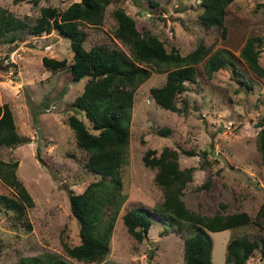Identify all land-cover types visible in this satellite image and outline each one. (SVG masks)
<instances>
[{
	"label": "rangeland",
	"instance_id": "obj_1",
	"mask_svg": "<svg viewBox=\"0 0 264 264\" xmlns=\"http://www.w3.org/2000/svg\"><path fill=\"white\" fill-rule=\"evenodd\" d=\"M76 1L42 0L36 6L32 1L15 4L14 0H0V5L34 22L42 6L64 10ZM157 1L165 9L161 18L156 17L159 13L151 16L140 1L137 5L132 0H114L102 25L83 26L88 34L86 48L105 45L129 53L115 37L113 12L121 7L136 19L140 29L151 30L169 49L176 47L185 55L204 42L212 52H225L244 75L228 67L209 77L205 63L199 65L197 81H189L188 91L178 98L180 108H184L183 99L187 100L181 113L162 108L151 95L152 87L165 84L167 74L155 71L139 85L128 156L121 169L125 200L116 215L110 252L103 261H79L69 256L64 246V242L71 246L81 242L70 195L84 192L100 178L86 168V152L78 147L67 122L70 114L77 113L73 103L87 80L74 81L69 70L53 71L43 63L46 56L72 62L70 41L57 31L43 36L25 32L15 43L0 44V106L10 105L18 132L27 140L13 148L0 146V155L5 161H19L18 179L34 199L22 221L11 211L0 212V264L47 254L58 255L69 264H185L183 235L187 233L166 229L163 217L153 213L149 238L139 242L123 220L132 207L153 210L163 202V190L155 180L157 169L147 166L144 156L149 150L159 155L165 147L178 150L181 168L195 169L183 196L192 211L206 215L218 210L246 211L254 219L239 229L211 232L214 264H226L232 236L264 237V216L257 217L264 205V164L257 143V123L264 120V76L257 75L241 58L247 39L264 37V0H234L227 8L225 35L222 26L206 30L201 24L198 0ZM262 50L264 68V44ZM160 128H169L171 133L165 136ZM209 179V188H202ZM109 211L113 213L114 207ZM248 264H264V257L257 254Z\"/></svg>",
	"mask_w": 264,
	"mask_h": 264
},
{
	"label": "trees",
	"instance_id": "obj_2",
	"mask_svg": "<svg viewBox=\"0 0 264 264\" xmlns=\"http://www.w3.org/2000/svg\"><path fill=\"white\" fill-rule=\"evenodd\" d=\"M32 1L38 6L42 0H14L15 4ZM114 0H79L64 10L42 6L34 22L15 15L0 5V44L15 43L21 33L43 36L53 31L69 39L73 60L44 57V65L53 71L69 70L74 81L86 79L84 89L73 103L77 113L70 114L67 122L74 130L77 145L86 152V168L100 178L91 182L84 192L70 195V207L78 220L81 242L69 245L64 242L72 258L84 262L103 261L110 252L116 215L125 200L121 194L122 166L128 156L132 112L136 89L147 81L155 71L167 74L166 82L152 87L155 102L172 112H184L178 106L180 95L188 91V82L198 79V66L204 64L207 76L231 67L236 74H243L236 62L223 51L212 52V47L200 42L187 54L179 49H169L166 43L151 30L137 25V21L124 8H117L113 16L117 22L115 37L128 48V54L105 45L86 48L88 34L85 25L103 24L108 7ZM142 6L151 16L161 18L165 9L157 0H132ZM201 13L199 20L206 30L222 26L227 8L234 0H198ZM264 37L247 39L241 50V58L252 71L264 76L260 63ZM244 75V74H243ZM81 114L82 116H79ZM258 149L264 164V120L259 121ZM165 136L169 128H160ZM17 129L14 113L9 104L0 106V146L13 148L25 143ZM184 151V150H183ZM190 155L194 152L184 151ZM147 166L156 168V183L162 188L164 200L153 210L135 206L125 211L124 224L128 232L139 242L149 238L154 223L153 213L159 214L175 232L187 233L184 237L185 264H214V240L211 232L239 229L253 223L246 211L226 213L218 210L213 215L192 211L185 203L184 191L194 179L193 167L181 168L179 152L165 147L158 155L149 150L144 156ZM19 161H5L0 155V212H13L18 220H24L34 199L26 186L18 179ZM210 179L202 188H209ZM4 191H2V190ZM114 207L113 213L109 211ZM223 210L226 206L223 205ZM264 216V205L257 217ZM167 234L165 230L164 235ZM259 254L264 257V237L252 240L246 235L232 236L227 243L226 264H248ZM14 264H69L58 255L47 254L21 258ZM102 264H121L105 262Z\"/></svg>",
	"mask_w": 264,
	"mask_h": 264
}]
</instances>
